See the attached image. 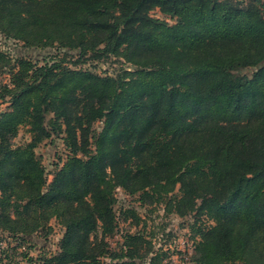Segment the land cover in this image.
Masks as SVG:
<instances>
[{
	"label": "trees",
	"instance_id": "1",
	"mask_svg": "<svg viewBox=\"0 0 264 264\" xmlns=\"http://www.w3.org/2000/svg\"><path fill=\"white\" fill-rule=\"evenodd\" d=\"M0 32L66 51L0 50V234L25 248L52 219L65 228L60 254L33 264H128L101 260L119 188L151 203L179 188L168 211L213 222L193 264H264V0H0ZM114 57L132 68L81 67ZM21 127L32 139L15 147ZM62 134L70 155L48 185L36 149ZM144 242L127 235L111 258Z\"/></svg>",
	"mask_w": 264,
	"mask_h": 264
},
{
	"label": "rangeland",
	"instance_id": "2",
	"mask_svg": "<svg viewBox=\"0 0 264 264\" xmlns=\"http://www.w3.org/2000/svg\"><path fill=\"white\" fill-rule=\"evenodd\" d=\"M155 18L170 21L159 9L151 12ZM0 50L6 52L11 58H29L42 63L45 57L51 55L63 58L66 51L57 49H31L22 42L7 38L0 32ZM75 52L72 54L75 56ZM101 75H117L121 70L132 68L124 60L118 58H106L89 61L81 66ZM10 84V75L0 71V93L1 87ZM7 99L0 98V114L10 110V103ZM102 123H97L94 128L99 131ZM32 135L29 127H21L18 136L14 140V146H23L29 143ZM37 156L41 159L46 170L48 185L52 182L54 174L59 167H62L70 150L64 143V134L53 136L40 144L36 149ZM179 188L160 203L154 201L143 202L142 194L131 196L121 188L115 192L116 204L114 210L117 219V231L114 235L106 236L105 242L108 244V256L101 260L107 263H131L134 264H193L195 248L200 238V229L213 225V222L205 216H197L192 213L186 217H180L175 212L168 211V200H176L179 196ZM132 211L135 215H132ZM65 233L64 226L57 220L52 219L45 229L33 235L30 243L25 248H19L11 241L9 235L0 234V264H33L44 263L45 261L58 256L61 252V242ZM101 238V230L97 232ZM127 235H139L145 242L140 255L132 260L129 258L112 259L116 255H125L129 248L126 246ZM22 243V242H20ZM29 248V249H28ZM4 250L8 251V258ZM26 254H28L27 257ZM29 259V260H28ZM31 263H30V262ZM8 262V263H7Z\"/></svg>",
	"mask_w": 264,
	"mask_h": 264
}]
</instances>
